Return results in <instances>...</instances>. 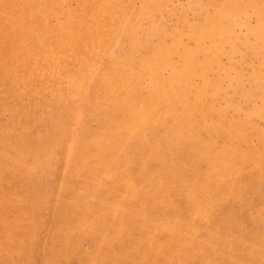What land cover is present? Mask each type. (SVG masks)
<instances>
[{"label":"rangeland","instance_id":"374dc122","mask_svg":"<svg viewBox=\"0 0 264 264\" xmlns=\"http://www.w3.org/2000/svg\"><path fill=\"white\" fill-rule=\"evenodd\" d=\"M0 264H264V0H0Z\"/></svg>","mask_w":264,"mask_h":264},{"label":"bare ground","instance_id":"6f19581e","mask_svg":"<svg viewBox=\"0 0 264 264\" xmlns=\"http://www.w3.org/2000/svg\"><path fill=\"white\" fill-rule=\"evenodd\" d=\"M179 231H180V230H179ZM179 231H178V232H179ZM181 233H182V232H181ZM175 234H177V233H175ZM179 234H180V233H179ZM185 234H186V233H185ZM185 234H184V235H185ZM172 235H173V234H172ZM172 235H171V236H172ZM174 236H175V235H173V237H174ZM182 236H183V235H182ZM175 237H176V236H175ZM180 237H181V234H180Z\"/></svg>","mask_w":264,"mask_h":264}]
</instances>
